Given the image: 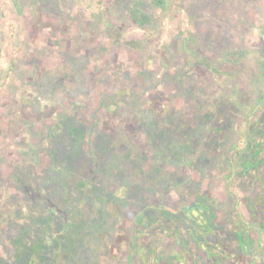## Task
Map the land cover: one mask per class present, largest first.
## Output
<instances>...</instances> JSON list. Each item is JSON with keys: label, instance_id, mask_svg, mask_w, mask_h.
<instances>
[{"label": "rangeland", "instance_id": "obj_1", "mask_svg": "<svg viewBox=\"0 0 264 264\" xmlns=\"http://www.w3.org/2000/svg\"><path fill=\"white\" fill-rule=\"evenodd\" d=\"M261 92L264 0H0V264H114L108 250L124 238L129 256L138 232L158 255L180 251L182 222L139 216L204 195L236 247L233 214L248 218L259 189L228 186L225 157Z\"/></svg>", "mask_w": 264, "mask_h": 264}, {"label": "flooded vegetation", "instance_id": "obj_2", "mask_svg": "<svg viewBox=\"0 0 264 264\" xmlns=\"http://www.w3.org/2000/svg\"><path fill=\"white\" fill-rule=\"evenodd\" d=\"M251 116H252L251 124H253L251 127L252 133L249 136H247V142L243 148H239L237 150H231L229 152V155L225 157L226 158V162H225L226 170L224 169L223 171H224V174L226 173V177H227L226 179H227L228 186H230V184L234 182L235 180H237L239 183H243V182H248L250 179H253L252 180L253 185L259 189L258 192L256 193L257 199H255L256 200L255 203H259V198L262 197V195L264 197V171H263L264 169V92L263 93L261 92L260 96L256 99ZM246 148H253V153L255 155L253 162H252L253 168L245 174L240 173L239 175L237 174L234 177L230 173L231 167L237 163L238 155H240L241 151ZM205 163L207 164L209 162H205ZM210 201L212 200H210L209 195H204L203 201L191 203L187 206H181L180 208H183L185 210L190 209L189 211L187 210V212L188 213L192 212L193 214H194V212L192 211L193 209L195 208L200 209L203 212V215L206 216L208 220L210 219L209 224H211L213 214L216 215V213L214 209L212 208ZM250 201L251 200H249L247 197L245 198V201H244V204L248 206V209H247L248 210L247 214L249 216L248 218L243 217L240 210H235L236 212L233 214V217H232L231 227H232L233 232L235 233L234 237H235L237 246L233 248H230V247L225 248V245L230 244V242L227 241L226 239H224L223 242L220 241L219 246L217 247V250H214V251H217L216 258L211 260L207 256L208 253H206V259L209 261L202 263V264H262L261 259L264 256V250H262V246L259 245V247L253 248V241L250 238V240H248L244 244L246 250H243L242 249L243 245L241 242H239L238 235H237L240 232V229L242 227H243L241 231L242 234H244L245 229L248 230L249 232V231L256 230L255 228H257V230H259L260 232H264V221H263L264 220L263 219L264 209H261L259 207V209L254 212L253 210H251L252 207L251 208L249 207ZM240 217H242V221L240 220L241 224L238 223L239 222L238 218ZM234 219L236 221H234ZM185 221L186 222L190 221L189 216L185 217ZM253 221H254V224H252ZM209 224L207 227L205 226L203 227L205 232L207 231L208 228H210L209 226L211 225ZM219 231L221 234L222 231L221 230ZM140 234L141 233L138 232L136 237H138ZM171 235H173L174 238L178 237L177 232H174V231L171 233ZM118 236L119 235L117 234L116 237L118 238ZM136 237L134 239L135 243H137V247L135 248L136 250H129V256H128V250H122L124 248L123 247L124 244L126 243V239L124 238H123L124 240L123 239L121 240L120 250H108L110 262H113L114 264L118 263L119 261H121L120 262L121 264H165V261H167V258L171 256V254H173L175 251H177L175 250L170 253L163 251V255L161 254L158 255L159 253L157 252L154 253L153 250L151 253H145V250L138 249L139 242L136 241L137 239ZM223 243H225V245H223ZM111 245L113 247L115 244H111ZM259 248L260 250H258ZM147 251L148 250H146V252ZM124 257H125V260L123 261ZM143 257H146L147 262L143 260L144 259ZM225 260H229V261H225ZM30 264H48L47 256L43 255L39 258L37 256H34L31 259Z\"/></svg>", "mask_w": 264, "mask_h": 264}, {"label": "trees", "instance_id": "obj_3", "mask_svg": "<svg viewBox=\"0 0 264 264\" xmlns=\"http://www.w3.org/2000/svg\"><path fill=\"white\" fill-rule=\"evenodd\" d=\"M154 1H155L156 5L161 6L164 4V0H154ZM110 100H111V97H110L109 101ZM225 120H226V118L222 117L221 120L219 122H217L218 125L216 128V132L221 128V124ZM146 123H147V121H146ZM147 125H148V128L150 130L152 137L153 138L157 137V131L155 132V125L152 123V121L149 122V124H147ZM72 126H75V124ZM71 134H72V137H74V139L77 142L75 148L80 149L82 137H84L85 132L78 127H76V128L72 127ZM168 134L163 132L159 136L162 138L161 140L163 141V139L164 140L167 139ZM189 137L192 139L193 135L190 133ZM173 143L174 142H172L171 144H173ZM212 145L213 144H211V146ZM177 156L180 157L181 155H177ZM202 157L205 160H208L207 158H205V155L201 156V158ZM254 157H255V155L253 153V148H246V149L242 150L241 154L238 155L237 163L235 165H233L235 168L232 166L230 173L234 177L237 174L239 175L240 173H244V174L247 173L249 170H251L253 168L252 162H253ZM194 161L199 163L200 157ZM256 193L257 192H255V194H254L253 188H251L249 191V194L247 195V198L249 200H251L249 207L250 208L252 207L251 210H253L254 212L259 209L258 203H255L256 202L255 199H257ZM155 206H148V207L146 206L144 209H142L141 213H144V216H141V215L139 216L140 223L142 225H144V226L152 225L151 228H154L156 226L161 225L158 229L164 230V228H162L163 227L162 225L166 224V223H164V221L169 222L167 220L171 219L170 221L174 220L172 223L182 222V224L185 226L184 228H182L183 233L182 234L178 233L177 235L180 239H183L185 241V243L187 244V246L185 245L186 248H183L180 251H175L173 254H171V256H169L167 258V261H165V264H174V263H176V264H200L201 263L202 264V263L209 261L206 259V253H208L207 256L211 260L216 258L217 251H214V250H217V247L219 246V242L220 241L223 242L224 239L222 236L223 233L221 232V234H220V231H219L220 229L216 225V222H215L216 215L215 214H213L211 224H209L210 219L208 220L207 217L203 215V212L200 209H196V208L193 209L192 210L194 212V214H193L192 212L191 213L187 212V210L189 211L190 209H187V210H185L183 208L171 209V208L163 207L160 205H155ZM263 206H264V203H263ZM149 214H152V215H149ZM184 216L185 217L189 216L190 221L186 222ZM234 221H236V220L234 219ZM187 224H188V226H187ZM208 224L211 226H209L210 228H208L207 231L205 232L203 227L204 226L207 227ZM170 231H171V233L173 232V230H170ZM170 231H169V229L167 230V232H170ZM244 231H245L244 234H242V232L240 231L237 235H238L239 242H241L243 245L242 249L246 250L244 244L248 240H250V231L248 232V230H246V229ZM134 239H135V237H134ZM134 239H133L134 243L132 242V245H131V250H133L135 248L134 247L135 246V240ZM223 245H225V243H223ZM190 247L192 249H190ZM225 248H229V244H226ZM138 249L139 250H145V253H151L152 250L153 251L156 250V247L154 248L153 245H151L149 248H147V246L144 245V242H141V243L139 242ZM159 249H161V247ZM146 250H148V251L146 252ZM188 250H191V253L194 256V259L192 260V262H190L189 259L187 258L189 256L187 254ZM258 250H260V248Z\"/></svg>", "mask_w": 264, "mask_h": 264}]
</instances>
